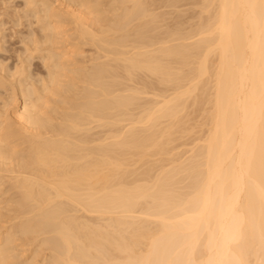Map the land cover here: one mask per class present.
Returning a JSON list of instances; mask_svg holds the SVG:
<instances>
[{
    "label": "bare ground",
    "instance_id": "bare-ground-1",
    "mask_svg": "<svg viewBox=\"0 0 264 264\" xmlns=\"http://www.w3.org/2000/svg\"><path fill=\"white\" fill-rule=\"evenodd\" d=\"M0 264H264V0H0Z\"/></svg>",
    "mask_w": 264,
    "mask_h": 264
},
{
    "label": "rangeland",
    "instance_id": "rangeland-1",
    "mask_svg": "<svg viewBox=\"0 0 264 264\" xmlns=\"http://www.w3.org/2000/svg\"><path fill=\"white\" fill-rule=\"evenodd\" d=\"M180 140H181V139H180ZM185 141H186V140H185ZM181 143H182V144H180V143L178 144V145L181 147V148L178 147V148H180V149H178V150H183V149L185 150V149L190 148V147L192 146L191 142L188 143V144H191V145H189V146H184V145H183V140H182ZM188 144H187V145H188ZM181 145H182V146H181ZM185 145H186V144H185ZM178 150H177V151H178ZM185 156H187V155H185Z\"/></svg>",
    "mask_w": 264,
    "mask_h": 264
}]
</instances>
